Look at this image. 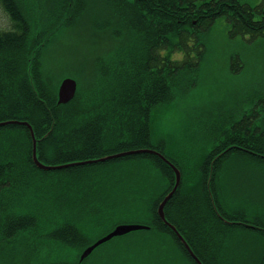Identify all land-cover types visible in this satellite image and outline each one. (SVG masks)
Segmentation results:
<instances>
[{"label":"trees","instance_id":"obj_1","mask_svg":"<svg viewBox=\"0 0 264 264\" xmlns=\"http://www.w3.org/2000/svg\"><path fill=\"white\" fill-rule=\"evenodd\" d=\"M88 2H93L92 7L95 9L92 10L103 11L105 15L103 23L96 19L89 20L95 31H101V24L120 23L128 26L129 10H133L137 44L135 48H121L119 54L121 57L127 59L134 52L137 56L153 55L165 47H158L156 50L155 45H145V41H165L169 59L167 94L163 96L166 107L175 100L179 87L189 81V73L197 72L200 68L204 52L197 31L204 27L210 28L219 18L224 17L232 27V34L249 35L252 39L264 38V17L262 20H255L256 14L264 15V4L252 7L239 0H56L55 4H59L67 12L47 18L39 10L35 11L37 5L33 0H0L14 22L13 29L0 32V122H29L38 139V158L42 162L65 165L99 158L102 157V153L103 155L115 153L112 152L113 149L101 152L96 128L91 129L89 142L82 152V149L68 152L73 139L74 146L80 147L84 138L83 120L86 109L83 106L88 103L96 105L100 101L97 69L93 78L95 88L89 95L78 91L75 99L66 105L58 104L59 86L64 78L56 84L54 76L43 69V53L54 43L59 32L74 26L78 19L85 18V13L92 11L84 13ZM31 9L33 10L31 15L24 12ZM102 16L100 14L99 17ZM191 41L194 43L193 51L196 52V58H193L192 51H189ZM178 51L183 52L182 62L172 59L173 54ZM125 65L132 66L128 62ZM137 71L145 75L143 71ZM109 72L112 74V70ZM134 88L131 95L121 94V107L118 112L121 142L114 148H118L116 153L153 147L150 144V126H147L145 120H149V125L152 120L153 125L157 113L161 112L160 109L148 111L138 107L132 109L128 105L151 104L154 107V102L147 103V99H155L154 86L151 87L147 81L135 84ZM113 101L114 95L111 93L108 95V102ZM247 106L251 107L249 104ZM88 113L91 119L96 118L93 115L95 114L93 108ZM112 114L111 112L102 119L112 117ZM133 119L137 121V125L132 132L130 122ZM145 136L147 140L144 139ZM32 154L33 141L28 127L23 125L0 127V256L2 252L7 251V254L3 253V256L7 257L5 260L7 264H66V256L70 254L73 264H79V257L83 251L120 223L114 219L103 221L102 215L106 206L103 207L101 204L93 209L92 213L97 215L94 218L74 222L63 216L62 220L57 221L58 216L53 203L38 196L33 200L36 184L45 171L35 165ZM164 155L171 159L166 153ZM131 158L151 159L158 168L160 180L164 181V185L150 195L141 189L136 193L127 192L126 196L119 199L123 206L122 210H128L127 207L131 208L136 202H143L145 206L141 207L140 211L149 218L147 226L150 227L145 231L152 232L164 243L170 242L173 246L175 244L177 248L186 252L187 249L175 236V232L163 223L157 213L158 206L174 186V173L171 167L159 157L149 154L127 156L113 161ZM171 161L179 168L185 167L174 160ZM218 162L215 166H218ZM199 163V166H203L204 161L200 160ZM188 183L187 189H193V185L188 188ZM179 191L167 203L166 217L185 237L192 250L197 252L199 248L195 238L189 235V233L198 235L197 224L192 226V223L178 222L170 213V206L177 199ZM188 199L193 202L196 198L192 196ZM183 215L189 219L195 218L198 215L196 207L192 203L189 204ZM188 225L192 229L196 226L197 228L188 231ZM93 226L105 229V232L95 240L89 237ZM210 226L211 236L214 228L217 234L225 233L219 232L218 224L205 225L206 228ZM200 235L203 236L204 233ZM151 252L154 260L152 264H161L163 254L172 251ZM96 253L98 251L95 250L93 255ZM113 253L107 254L106 257L113 258L121 254L116 251ZM263 261L264 253L259 264H263Z\"/></svg>","mask_w":264,"mask_h":264},{"label":"rangeland","instance_id":"obj_2","mask_svg":"<svg viewBox=\"0 0 264 264\" xmlns=\"http://www.w3.org/2000/svg\"><path fill=\"white\" fill-rule=\"evenodd\" d=\"M35 1L38 0H33L36 4ZM239 1L252 7L264 4V0ZM55 2L56 0L53 4ZM46 4H49L48 0ZM24 12L31 15L33 10ZM102 12L92 10L84 19H78L74 26L59 32L54 43L43 53V69L54 76L56 84L63 78H73L78 82L80 92L88 93L96 62L99 59L110 61L114 58L118 49L116 43L106 40L109 37L100 30L92 29L89 22L94 19L102 21L104 16H96H100ZM261 17L256 14L255 20H260ZM13 28L11 16L0 3V32ZM197 32L204 52L200 68L197 72L189 73V81L179 87L175 100L157 113L154 123V130L164 142V150L170 160L185 168L197 167L203 154L210 149L208 138L212 134L209 128L214 130L220 126L227 119L228 111L240 109L247 104L264 106V38L252 39L249 35L232 34V27L224 17L219 18L210 28L204 27ZM193 48L194 43L191 41L189 51H192V57L196 58ZM178 52L173 54L172 59L182 62L183 52ZM252 97L255 98L251 100ZM117 150L118 148L113 149L112 152L116 153ZM44 164L57 165L47 162ZM230 173L239 176L240 190H246L264 199V175H259L257 170L250 168H239ZM163 185L159 170L151 159L131 158L45 171L36 184L33 200L38 196L53 203L57 221L69 217L68 204L86 200L95 207L99 204L106 206L102 215L103 221L114 219L124 225L147 226L149 218L140 211V208L145 206L143 202H136L131 208L127 207L128 210H122L119 199L126 196L127 192L136 193L140 189L150 195L160 190ZM148 199L150 200V197ZM80 211L78 206L74 215ZM95 216L97 215L94 213H88L84 219L77 220ZM230 217L235 218L232 215ZM260 226L264 227V222ZM227 230L232 240L240 243L245 238L256 239L264 235L263 232L258 234L240 226H230ZM104 232L103 227L93 226L89 237L95 240ZM256 242L250 240L246 246L237 244L235 247L250 250L249 247L255 246ZM97 251L127 253L121 264H144L146 252L175 251L179 254L182 250L170 242L164 243L152 232L141 230L116 237ZM3 253L7 254V251L2 252L0 264H7V257L3 256ZM177 258L179 264H189L187 258L180 255ZM173 261L177 263L174 258Z\"/></svg>","mask_w":264,"mask_h":264},{"label":"flooded vegetation","instance_id":"obj_3","mask_svg":"<svg viewBox=\"0 0 264 264\" xmlns=\"http://www.w3.org/2000/svg\"><path fill=\"white\" fill-rule=\"evenodd\" d=\"M35 2L40 8V12L44 15L60 16L67 12L59 4H53V0L49 4H46V0ZM92 6L93 2H88L84 13L95 9ZM129 13L130 23L128 26L120 23L100 25V32L109 37L106 40L116 43L118 47L116 50L117 56H114L112 61L99 59L96 62L95 69L98 71L97 90L101 95L100 101L96 105L88 103L83 106L86 109V116L83 120L84 140L82 139L81 146L77 147L74 146L73 139L71 146L68 148V152L70 153L78 149H82L81 152L84 150V147L89 142V133L93 128H96L98 132L101 152L114 149L121 142L118 115L121 107V94L128 93L131 95L137 83L148 81L151 87L154 86L155 99H147V103L154 102V107L151 104H149L150 107L147 104H131L128 105L130 108L138 107L148 111L155 108L163 111L166 107L163 102V96L167 94L169 59L167 45H164L165 41H145V45H155L156 50L158 47H165L162 50H155L156 53L154 52L153 55L137 56L134 52L127 59L119 55L121 48H135L137 44L135 15L133 10H129ZM102 15L105 19L103 12ZM96 16L99 18L98 14ZM263 17L264 15L261 18ZM103 21L99 22L103 23ZM125 60L132 66H124L127 63ZM127 69L128 71H126ZM109 70H112V74H110ZM137 70L143 71L145 75L139 74ZM182 77L183 75L180 77V80ZM89 86L91 88L88 90V93L85 92L84 94L89 95L95 88V84L92 81ZM111 93L114 95L113 103L108 102V95ZM91 108L95 110V114H93L96 116L95 119H91L88 113ZM111 112L113 113L112 117L102 119ZM228 112L227 119L220 126L214 130L209 128V132L212 134L208 138L210 149L201 158L204 161L203 166H199L200 162L196 168H179L181 183L177 191H180L177 199L170 206V213L173 219L178 222L192 223V226L197 224L198 235L196 233H189V235L195 238L199 249L197 252H193L203 264H259L264 253V235L258 236L256 239L245 238L240 243L232 240L227 228L230 226H240L256 231L258 234L261 232L264 234V227L260 226L264 222V199L260 196H254L246 190H240L238 188L239 176L230 173V171L239 168H250L257 170L259 175H264V108L258 105L251 106L250 108L244 106ZM145 123L148 127L150 126V144L153 147L149 149L161 154L166 153L164 142L158 136L157 131L154 130L152 120H150V125L149 120H145ZM136 125L137 121L133 119L130 122L132 132L135 130ZM144 139L147 140V136ZM217 161H219L218 166H215ZM173 173L175 174L174 171ZM175 182L174 175V185ZM187 182H189L188 188L193 185V189H187ZM192 196L196 198L193 202L188 199ZM191 203L196 207L198 213L193 219H189L183 215L185 208ZM78 206L81 208V211L74 215ZM67 207L69 209V217L67 218L71 221H78L77 219L83 218L88 213H92L95 208L91 202L86 200L70 203ZM231 215L235 216V218L230 219L232 218L230 217ZM239 218L246 220L242 221ZM220 222L223 224H220ZM206 224H218L219 232L225 233L217 234L216 228H214L213 236H211L212 227L206 228ZM197 226L192 229L188 225L187 230L194 231ZM201 233H204V235L201 236ZM175 236L177 237L176 234ZM250 240L257 241L255 246L249 247L250 250H240L235 247L237 244L246 246ZM179 241L181 240L179 239ZM247 251H250V253H247ZM94 252L83 261L80 260V256L79 264H121L127 255V253L117 254L113 258H108L106 257L107 254L113 255L114 253L100 251L93 255ZM178 255L182 258H187L186 261L189 264H198L189 251H181L179 254L175 251L163 254L162 259H160L161 263L179 264ZM173 258L177 263L173 261ZM152 260V252H146L144 264H152ZM65 262L66 264H73V258L70 254L66 256Z\"/></svg>","mask_w":264,"mask_h":264},{"label":"water","instance_id":"obj_4","mask_svg":"<svg viewBox=\"0 0 264 264\" xmlns=\"http://www.w3.org/2000/svg\"><path fill=\"white\" fill-rule=\"evenodd\" d=\"M77 91H78V82L75 79H73V78L63 79L60 86H59L58 104L59 105H66V104L70 103L75 98ZM8 125H23V126H26L29 128L30 133H31V137H32V141H33V154H32L33 161L39 169L44 170V171L66 169V168H71V167H75V166L88 165V164H94V163H104V162H108V161L115 160V159L122 158V157H126V156L140 155V154H145V153L158 156L160 159H162L165 163H167L174 170L175 176H176V182H175V185H174L172 191L165 197V199L159 205L157 213H158L159 217L161 218V220L163 221V223L166 224L168 227H170L176 233L177 237L181 240V242L184 244V246L190 252V254H192V256L196 259L197 263L203 264L201 262V260L194 254L192 248L190 247V245L188 244L186 239L178 231V229L173 224H171L166 218L165 207H166L167 203L171 200V198L175 195V193L177 192V190L180 186L181 172L177 168V166L172 161H170L167 157H165L163 154H161L160 152H157L155 150H152V149H137V150H130V151H126V152L117 153L114 155H108L106 157L98 158L95 160L80 161V162L68 163L65 165L49 166V165L41 162L38 158V152H37L38 140L35 136V132L33 130L32 125H30L28 122H21V121L0 122V127H4V126H8ZM148 229H149V227L144 226V225H124V224L118 225L109 234L100 238L94 244L87 247L83 251L80 260L83 261L85 258L90 256L96 248H98L99 246L109 242L110 240H112L116 237H121V236L127 235V234L132 233V232L141 231V230H148Z\"/></svg>","mask_w":264,"mask_h":264}]
</instances>
